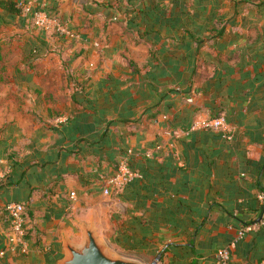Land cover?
Returning <instances> with one entry per match:
<instances>
[{
	"label": "crops",
	"instance_id": "1",
	"mask_svg": "<svg viewBox=\"0 0 264 264\" xmlns=\"http://www.w3.org/2000/svg\"><path fill=\"white\" fill-rule=\"evenodd\" d=\"M9 1L0 264H58L62 235L80 242L90 219L112 252L125 253L122 229L150 235L144 256L125 253L145 261L215 264L233 242L230 264H264V0ZM38 8L62 30L35 26ZM217 113L228 138L191 128ZM122 157L141 175L105 194ZM8 200L25 203V251L8 239ZM241 221L254 225L237 237Z\"/></svg>",
	"mask_w": 264,
	"mask_h": 264
},
{
	"label": "built area",
	"instance_id": "2",
	"mask_svg": "<svg viewBox=\"0 0 264 264\" xmlns=\"http://www.w3.org/2000/svg\"><path fill=\"white\" fill-rule=\"evenodd\" d=\"M32 23L40 28H48L54 26L57 30H62L61 22L54 16L49 15L44 9H35L32 14ZM192 129H209L218 131L226 137H229L228 122L223 115L206 116L195 119L191 123ZM140 174L137 170L130 167L127 157H122L117 169L111 177L106 181L107 186L103 188L105 194L109 193L111 185H119L120 183H129ZM263 197L261 196V199ZM263 200V199H262ZM4 210L9 221V241L15 244L19 249L25 251L27 249L26 240V224H25V203L17 200H8L4 204ZM261 222L264 224V208L261 215ZM254 223L240 226L236 231V236L240 237L245 232L253 228ZM219 247L215 251V264H230L231 253L230 246ZM11 246V245H10ZM13 247V246H11Z\"/></svg>",
	"mask_w": 264,
	"mask_h": 264
},
{
	"label": "water",
	"instance_id": "3",
	"mask_svg": "<svg viewBox=\"0 0 264 264\" xmlns=\"http://www.w3.org/2000/svg\"><path fill=\"white\" fill-rule=\"evenodd\" d=\"M75 0H63L59 10L72 11ZM81 228L80 242L70 240L65 234L62 235L64 256L58 260V264H156L160 258L158 253L152 260L145 261L139 257L112 252L109 245L97 235V228L93 220H79Z\"/></svg>",
	"mask_w": 264,
	"mask_h": 264
},
{
	"label": "trees",
	"instance_id": "4",
	"mask_svg": "<svg viewBox=\"0 0 264 264\" xmlns=\"http://www.w3.org/2000/svg\"><path fill=\"white\" fill-rule=\"evenodd\" d=\"M0 4H3L5 6V8H8L9 10H13V11H18L19 10L20 11V9L18 8V6H16L15 3L12 2V1H9V0L2 1V0H0ZM47 13L52 16L51 13H49V12H47ZM54 17H56L57 19H59V17L57 15H55ZM59 21H60V19H59ZM219 34H220V32H219ZM218 115H222V114L221 113H217V114H214V115H211V116H218ZM206 130H209V129H206ZM174 157H175V159L177 158V160H180L181 159V157H179L178 155L177 156H174ZM128 163H129V160H128ZM129 165H130V163H129ZM262 199H263V200H261L262 201V204H264V197ZM249 223H253V221H241V223L239 224V227L242 226V225H245V224H249ZM119 228H122V227H119ZM149 238H150V235H148L146 232L141 233L138 236V235L135 234V232H129V229L127 228V229H122L121 230V235H119V236L117 235L115 237L114 241L117 244H121V246H122V248H123V250H124L125 253H129V254H133V255H138V256H140V255L141 256H144V254L142 253V251L140 249V248H142V244H140V243L141 242L148 241ZM155 253H156V255L158 253L160 254V260H161V258L163 256V253H164V250H159V251H157ZM188 264H195V261L191 260L190 262H188Z\"/></svg>",
	"mask_w": 264,
	"mask_h": 264
},
{
	"label": "rangeland",
	"instance_id": "5",
	"mask_svg": "<svg viewBox=\"0 0 264 264\" xmlns=\"http://www.w3.org/2000/svg\"><path fill=\"white\" fill-rule=\"evenodd\" d=\"M38 9H40V8H38ZM44 10H45V9H44ZM45 11H47V10H45ZM47 12H48V11H47ZM49 13H51V12H49ZM52 16H53V14H52ZM31 22H32V19H31ZM110 227H111V225H110ZM77 228H78V230L81 232V228H80L79 225H77ZM79 240H81L80 237H79L78 241H79ZM109 249H110L111 251H112V250H113V251H117V248H116V247H113V246H111ZM155 255H156V253L152 256V259L154 258ZM156 264H165V263L160 262V258H159V260H157Z\"/></svg>",
	"mask_w": 264,
	"mask_h": 264
}]
</instances>
